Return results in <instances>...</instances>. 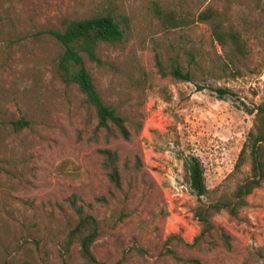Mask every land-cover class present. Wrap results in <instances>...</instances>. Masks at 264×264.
<instances>
[{
	"label": "rangeland",
	"instance_id": "374dc122",
	"mask_svg": "<svg viewBox=\"0 0 264 264\" xmlns=\"http://www.w3.org/2000/svg\"><path fill=\"white\" fill-rule=\"evenodd\" d=\"M212 0H0V264H85L79 245L64 242L78 217L77 197L98 223L92 252L104 264H257L264 255V181L237 218L212 217L215 231L198 237L195 210L248 175L234 171L253 130L251 111L264 80V0L232 5L230 26L243 54L221 46L210 27L193 22ZM186 24L164 28L156 9ZM110 14L123 31L101 43L99 64L86 62L98 94L117 112L141 115L128 140L94 138L96 116L76 84L56 73L63 48L52 31L64 19ZM188 52L195 64H189ZM188 66L191 81L161 75L169 59ZM25 119L19 131L12 122ZM139 117L136 116V120ZM118 152L120 190L109 183L98 150ZM194 156L206 196L184 178ZM103 196L105 202L96 198ZM229 237L226 247L218 232ZM188 260H196L190 262Z\"/></svg>",
	"mask_w": 264,
	"mask_h": 264
},
{
	"label": "trees",
	"instance_id": "16d2710c",
	"mask_svg": "<svg viewBox=\"0 0 264 264\" xmlns=\"http://www.w3.org/2000/svg\"><path fill=\"white\" fill-rule=\"evenodd\" d=\"M239 0H212V4L201 9L193 17V22L205 23L210 27L214 40L221 46L227 41L232 44L234 51L243 54V45L238 34L230 26V12L232 5ZM260 2L261 0H251ZM157 17L164 24V28H175L185 25L186 21L175 12L168 9H156ZM54 38L62 46L63 50L56 60V73L64 84H76L78 90L84 95L85 101L96 116L94 138L97 131L103 132L105 143L112 138L128 140L131 135L142 127L139 113H134L130 118L120 115L117 110L108 105L98 94L93 77L86 66V62H101L98 56V48L101 43L115 46L122 41L123 31L110 14L92 15L89 17L64 19L62 29L53 30ZM189 64H195L192 53L188 52ZM166 67L158 62L161 75L170 74L174 79L191 81L192 74L188 66L180 63L178 57L171 56ZM262 96L259 103L253 108V130L250 132L249 144L245 143L241 148L234 165V171H240L249 160L248 175L241 182L236 183L230 191H224L206 203H200L195 210L201 226L199 236L203 237L215 231L212 217L221 211H226L229 217L237 218L240 210L247 205V197L261 186L264 181V80L262 81ZM136 116L139 117L136 120ZM12 128L19 131L27 126L23 118L13 121ZM0 132V144H1ZM102 157L101 167L115 190H120L122 177L118 167L119 156L115 149L103 147L98 150ZM184 178L187 180L194 194L201 198L206 196L203 170L200 161L194 157H185L182 160ZM105 202L103 196L96 198ZM68 202L78 217L77 223L68 231L64 242L66 249L72 243L79 245L80 256L85 264H104L98 262L91 248L98 235V223L96 219L84 213L83 206L77 203V197L72 195ZM223 244L229 247V237L223 231L218 232ZM195 262L196 260H188ZM19 264H32L28 261ZM257 264H264V255Z\"/></svg>",
	"mask_w": 264,
	"mask_h": 264
}]
</instances>
